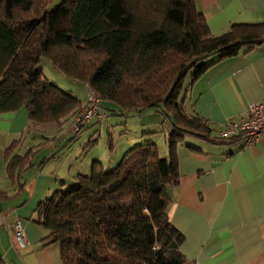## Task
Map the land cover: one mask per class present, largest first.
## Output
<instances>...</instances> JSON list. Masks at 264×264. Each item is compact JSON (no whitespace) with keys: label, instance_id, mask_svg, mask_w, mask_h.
Wrapping results in <instances>:
<instances>
[{"label":"trees","instance_id":"1","mask_svg":"<svg viewBox=\"0 0 264 264\" xmlns=\"http://www.w3.org/2000/svg\"><path fill=\"white\" fill-rule=\"evenodd\" d=\"M52 1L0 0V114L26 107L30 129L53 124L55 136L79 113L81 100L42 74L46 59L94 90L104 110L161 108L173 126L165 136L168 157L154 142L136 144L115 166L95 160L88 174L74 176L73 187L39 203L42 244L57 243L62 264H192L167 214L178 181L175 146L186 133L215 142L235 137H211L177 94L185 74L193 69L196 78L207 58L264 43V22L212 34L195 0H61L47 9ZM54 136L42 134L23 152L22 139L12 142L4 152L8 169L29 168L35 147Z\"/></svg>","mask_w":264,"mask_h":264},{"label":"crops","instance_id":"2","mask_svg":"<svg viewBox=\"0 0 264 264\" xmlns=\"http://www.w3.org/2000/svg\"><path fill=\"white\" fill-rule=\"evenodd\" d=\"M195 3L212 34L227 31L233 23L264 22V0ZM205 64L204 70L189 82L183 100L176 101L187 113L206 121L211 137H218L219 130L239 121L249 102L264 99V43L250 49L241 47L229 56L214 55ZM86 101L87 97L83 106ZM157 110L135 113L142 121L144 113ZM161 113V127L167 124L169 132L172 119L163 110ZM155 124L156 120L143 121L142 133H156L149 130ZM44 132L41 127L30 129L26 107L0 114L3 264H62L59 245L42 244L46 232L35 222L37 206L54 192L73 184L77 173L88 174L98 159L74 163L77 166L72 169L68 152L53 150L64 138L60 134L35 147L29 168L21 172L9 170L5 149L22 139L17 150L23 152L28 146H35L30 140ZM162 155L168 157L167 145ZM175 159L178 181L170 190L172 201L167 214L170 223L183 235L179 248L186 260L192 264H264V136L246 146L238 136L215 142L186 133L175 146ZM16 219L24 232L23 245L14 236Z\"/></svg>","mask_w":264,"mask_h":264},{"label":"rangeland","instance_id":"3","mask_svg":"<svg viewBox=\"0 0 264 264\" xmlns=\"http://www.w3.org/2000/svg\"><path fill=\"white\" fill-rule=\"evenodd\" d=\"M61 0H53L47 7V9H53ZM59 26H65V19H58ZM208 59V58H207ZM42 74L48 78L53 84L60 87L61 89L76 95L81 102L85 101L87 97V87L81 82H75L72 79L66 77L63 73L57 71L51 63L43 59L39 65ZM192 70H189L183 77L180 90L177 94V100L181 101L184 98V91L192 80ZM188 97V96H187ZM187 99V98H186ZM105 104V102H102ZM109 109L111 107L105 105ZM164 109V108H163ZM81 111V110H80ZM79 111V112H80ZM160 108L154 112H147L143 114L142 121L138 120V116L134 111L128 113H121L117 110L105 109L107 116L101 120L93 119L87 122L78 132L73 131V120L68 119L62 126V128L56 131L55 136L58 137L60 134H64V138L61 142L54 147V151L64 150L68 152V160L72 166V169L77 166L74 163H78L83 160H97L105 168H111L115 166L122 156L136 144H142L145 142H155L159 156L163 157V149L166 148L164 138L168 134L166 129L167 124L163 125L164 131H162L163 115ZM78 114V113H77ZM156 120L155 125H150L149 130L157 131L156 133L144 134L141 123L144 121ZM154 126V127H153ZM156 127V128H155ZM40 129V127H38ZM46 132L43 134L46 136H54V125L48 124L43 125ZM165 132V134L163 133ZM165 135V136H164ZM30 137V135H28ZM29 139V138H28ZM147 139V140H145ZM30 140V139H29ZM31 143L37 144L41 142L40 136L32 138ZM42 151H45L43 149ZM168 151V148H167ZM68 166V165H67ZM68 188L73 187L72 183L66 185ZM65 188V187H64Z\"/></svg>","mask_w":264,"mask_h":264},{"label":"built area","instance_id":"4","mask_svg":"<svg viewBox=\"0 0 264 264\" xmlns=\"http://www.w3.org/2000/svg\"><path fill=\"white\" fill-rule=\"evenodd\" d=\"M99 95L87 87V101L73 120V131L76 133L91 119L101 120L106 117ZM218 137H241L244 145L257 142L264 136V99L251 101L239 121L228 125L217 132ZM14 236L20 245L24 244L25 236L20 221L13 222Z\"/></svg>","mask_w":264,"mask_h":264}]
</instances>
